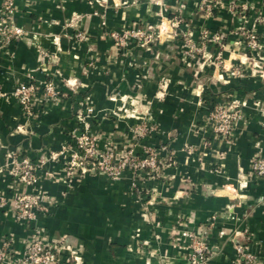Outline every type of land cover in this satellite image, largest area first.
Wrapping results in <instances>:
<instances>
[{
	"label": "crops",
	"instance_id": "1",
	"mask_svg": "<svg viewBox=\"0 0 264 264\" xmlns=\"http://www.w3.org/2000/svg\"><path fill=\"white\" fill-rule=\"evenodd\" d=\"M13 1L11 23L21 35L0 37V195L43 193L55 202L28 227L0 210V239L11 236L20 251L38 229L63 246L57 264H189L190 240L180 235L188 232L208 248L203 264H243L237 244L252 264H264V177L249 167L264 156V0ZM160 23L150 45L115 46L109 36ZM240 27L256 35L257 53ZM214 34L219 41L209 39ZM236 67L241 77L229 75ZM30 79L40 88L52 79L62 96L26 122L12 94ZM232 99L245 103L243 116L222 139L206 119ZM87 110L100 147L122 149L135 127L152 125L156 132L136 152L154 147L172 163L157 176L143 173L135 187L129 173L65 181L49 154ZM9 154L39 163L35 186L7 173ZM47 171L57 180H46Z\"/></svg>",
	"mask_w": 264,
	"mask_h": 264
},
{
	"label": "built area",
	"instance_id": "2",
	"mask_svg": "<svg viewBox=\"0 0 264 264\" xmlns=\"http://www.w3.org/2000/svg\"><path fill=\"white\" fill-rule=\"evenodd\" d=\"M205 8L206 15H208L211 8L206 4ZM13 9V0H3L0 8V37L7 42L21 35L20 29L11 23ZM168 25L174 28L177 26V21H168ZM163 27V23L158 26L145 25L142 28L125 29L120 33L111 32L109 36L115 46L126 47L131 40L142 45H150L160 37ZM239 30L244 36L247 49L251 53H257L260 50V44L253 31L245 30L244 27H240ZM77 36L79 39H83L82 35ZM203 37L206 38V32ZM209 39L217 42L220 37L214 34ZM229 75L241 77L242 72L236 67L229 70ZM12 95L26 122H31L37 119L39 110L59 101L62 93L52 79L46 81L41 88L30 79L27 83L18 84ZM244 106L245 103L232 99L215 107L209 112L206 119L210 131L222 139L232 138L235 128L242 120ZM75 118L76 127L70 131L69 140L58 151L49 154L50 160L61 161L65 181L97 173L115 181L125 173H129L132 175L133 187H135V182L141 180L143 173L150 177L157 176L164 164L172 163L171 156L167 158V163L161 161L159 151L154 147L144 146L139 152H136V149L142 146L141 140L156 132L152 125L142 124L135 127L131 142L126 147L117 149L107 144L99 146L100 136L91 133L90 130V122L93 119L90 110L76 113ZM19 128L21 129V127ZM192 150L190 147H186L187 154H190ZM7 156L9 161L5 168L17 184L33 187L38 183L40 180L37 175L39 163L18 159L13 154ZM249 167L253 175L264 177V156L252 158ZM44 178L50 181L57 180L56 175L50 171L45 172ZM54 202L51 197L43 193L15 192L10 198L0 195V210L9 212L16 222L28 227L36 221L39 212H47ZM211 220H214V217ZM180 235L190 240L189 264H203L209 252L204 242L197 234L182 232ZM61 248L63 246L58 243L46 242L38 229H34L32 236L22 241L20 251L15 250L12 237L5 235L0 239V264H57L58 252ZM235 249L241 256L243 264L253 263V256L245 248L237 244Z\"/></svg>",
	"mask_w": 264,
	"mask_h": 264
}]
</instances>
